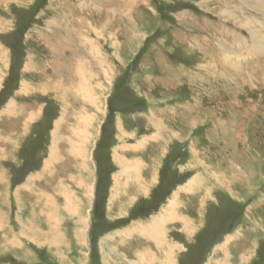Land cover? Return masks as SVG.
<instances>
[{"label": "rangeland", "instance_id": "374dc122", "mask_svg": "<svg viewBox=\"0 0 264 264\" xmlns=\"http://www.w3.org/2000/svg\"><path fill=\"white\" fill-rule=\"evenodd\" d=\"M162 263L264 264V0H0V264Z\"/></svg>", "mask_w": 264, "mask_h": 264}, {"label": "bare ground", "instance_id": "6f19581e", "mask_svg": "<svg viewBox=\"0 0 264 264\" xmlns=\"http://www.w3.org/2000/svg\"><path fill=\"white\" fill-rule=\"evenodd\" d=\"M75 31H77V30H75ZM83 92L84 93H86L85 92V90H83ZM83 95V94H82ZM87 120H84L83 122H85V121H89L90 119H88V118H86ZM9 122V121H8ZM132 163V162H131ZM138 163V162H137ZM126 167V166H125ZM133 167V166H132ZM127 168V167H126ZM122 170H124V169H122ZM125 171V170H124ZM139 171V170H138ZM131 173V172H130ZM129 173V174H130ZM133 173V172H132ZM134 176V175H133ZM133 178V177H132ZM143 180V179H142ZM144 183V182H143ZM146 185V184H145ZM142 186H144V184H142L141 185V189L140 190H143V188H142ZM144 191H146V189L144 190ZM147 193V192H146ZM147 197V196H146ZM132 203H133V201H131ZM50 203H51V199H50V201H49V204H48V206H51L50 205ZM51 215V214H50ZM48 216V218L49 217H51V216ZM172 216H170V217H173V213L171 214ZM175 215V214H174ZM180 216V215H179ZM165 217L166 216H164L163 218L165 219ZM178 217V216H177ZM161 218V217H160ZM179 219V218H178ZM52 225V224H51ZM156 226H158V225H154V226H151L150 228H148L146 231H147V233H150L151 234V232L153 231V228H156ZM160 226V225H159ZM143 230V229H142ZM155 231V230H154ZM79 234H80V232H79ZM165 234H166V232H165V230L163 231V235L161 236V238L159 239V241L158 242H160L161 241V239L163 238L164 239V236H165ZM152 235V234H151ZM153 241H155V242H157V240L154 238V240ZM165 241V240H164ZM162 251V250H161ZM165 263V262H164ZM163 264V263H162Z\"/></svg>", "mask_w": 264, "mask_h": 264}, {"label": "crops", "instance_id": "0c3cea01", "mask_svg": "<svg viewBox=\"0 0 264 264\" xmlns=\"http://www.w3.org/2000/svg\"><path fill=\"white\" fill-rule=\"evenodd\" d=\"M141 182H139V190L141 189ZM144 191V190H143ZM134 199H135V197H133ZM23 222V221H22ZM18 223H19V225H21L20 224V221H18ZM21 227H22V225H21ZM23 228V227H22ZM35 232V231H34ZM149 234V240H151L153 243H155V241H153L154 240V238L156 239V237H155V235H151L150 233H148Z\"/></svg>", "mask_w": 264, "mask_h": 264}]
</instances>
